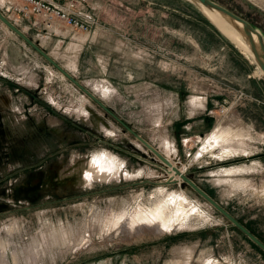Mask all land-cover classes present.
Instances as JSON below:
<instances>
[{
  "label": "rangeland",
  "instance_id": "rangeland-1",
  "mask_svg": "<svg viewBox=\"0 0 264 264\" xmlns=\"http://www.w3.org/2000/svg\"><path fill=\"white\" fill-rule=\"evenodd\" d=\"M87 1V33L6 19L264 245V74L185 0ZM210 1L264 37V0ZM170 174L0 23V264H264ZM182 198L169 231L112 227Z\"/></svg>",
  "mask_w": 264,
  "mask_h": 264
},
{
  "label": "water",
  "instance_id": "water-1",
  "mask_svg": "<svg viewBox=\"0 0 264 264\" xmlns=\"http://www.w3.org/2000/svg\"><path fill=\"white\" fill-rule=\"evenodd\" d=\"M203 8L213 10L224 17H226L230 22L234 24H239L241 27V32L245 37L252 57L255 61L257 67L263 71L264 74V37L263 35L255 29L249 22L243 18L237 16L231 11L221 7L220 5L210 1V0H195ZM200 13V12H199ZM201 14V13H200ZM201 16L209 23V21L201 14ZM0 23L5 26L10 32H12L16 37H18L24 44H26L30 49H32L36 54H38L47 64L59 72L65 79H67L72 85L79 89L83 94H85L89 99H91L99 108L111 116L116 122H118L129 134H131L149 153L157 157L161 162L166 164V161L145 141L134 134L130 129L123 125L117 118H115L101 103H99L90 93H88L84 88H82L71 76H69L64 70H62L50 57H48L43 51H41L34 43H32L28 38H26L20 31H18L8 20H6L0 14ZM210 24V23H209ZM240 54V53H239ZM241 55V54H240ZM264 77V75H263ZM167 165V164H166ZM180 180L188 186L196 195H198L205 203H207L211 208L218 212L230 225L236 228L242 235H244L251 243H253L260 251L264 253V245L261 244L255 237H253L249 232H247L239 223H237L231 216H229L217 203L210 199L205 193H203L197 186H195L189 179L185 176L180 175Z\"/></svg>",
  "mask_w": 264,
  "mask_h": 264
},
{
  "label": "bare ground",
  "instance_id": "bare-ground-1",
  "mask_svg": "<svg viewBox=\"0 0 264 264\" xmlns=\"http://www.w3.org/2000/svg\"><path fill=\"white\" fill-rule=\"evenodd\" d=\"M185 1H187V2H189L191 4H193V5H196L200 9H202L203 13L215 25L217 30L223 36H225V38L229 39V41H231L233 44H235V46L237 47V49L239 50V52L241 54H244L247 57H249L253 61V63L255 64V61H254V59L252 57V54L250 52L248 43H247L245 37L243 36V34L241 32V27H240L239 24H234V23L230 22L226 17H224L223 15H221V14H219V13L213 11V10H209V9L203 8L195 0H185ZM260 71L263 73L262 70H260ZM213 138H215V136L212 135L211 139H213ZM213 141H214V139H213ZM161 157L166 161L167 165L165 163H163V162L162 163L165 164V166H167L169 168L170 172H171L170 178L168 180H179L180 179L179 174L183 175V172H182L183 169L179 171L177 168H175L173 166V164H171L169 162L168 159L164 158L163 156H161ZM82 171H84V170H82ZM104 171H105V168L104 169L98 168L96 165L93 164L90 167L89 175H90V177L104 179V178H107L109 176L107 174L108 172L105 173ZM113 175H114V177H119V173H117V170H116V173H114ZM170 201H172V200H170ZM156 205H158V204H156ZM174 206H172V207H174ZM175 207H176V211H175V215L173 214L174 215L172 217L173 219L171 218L172 215H169V213H170L169 210H171L170 207H168V206H166L164 204H160V205H158V206H156V207H154L152 209L146 210V211L143 210L142 208L138 209V211H136V213L134 215L130 216L129 220L125 219V215H120V216H118L116 218L115 222L112 224V227L113 228L117 227V229H119V226L122 224V222H125L124 223L125 224V228L128 231H130V232H136L137 230L141 229L142 227L154 228L158 232L159 231H169V230L173 229L175 227V225L179 224V218H181V216L185 215L184 199L183 198L180 199V202H178V204ZM173 212H174V210H173Z\"/></svg>",
  "mask_w": 264,
  "mask_h": 264
},
{
  "label": "built area",
  "instance_id": "built-area-1",
  "mask_svg": "<svg viewBox=\"0 0 264 264\" xmlns=\"http://www.w3.org/2000/svg\"><path fill=\"white\" fill-rule=\"evenodd\" d=\"M87 0H0V13L5 18L30 20L43 30L63 25L87 33L95 24Z\"/></svg>",
  "mask_w": 264,
  "mask_h": 264
},
{
  "label": "crops",
  "instance_id": "crops-1",
  "mask_svg": "<svg viewBox=\"0 0 264 264\" xmlns=\"http://www.w3.org/2000/svg\"><path fill=\"white\" fill-rule=\"evenodd\" d=\"M5 27V26H4ZM6 28V27H5ZM12 33V32H11ZM253 164V163H252ZM246 168H250V167H246Z\"/></svg>",
  "mask_w": 264,
  "mask_h": 264
},
{
  "label": "trees",
  "instance_id": "trees-1",
  "mask_svg": "<svg viewBox=\"0 0 264 264\" xmlns=\"http://www.w3.org/2000/svg\"><path fill=\"white\" fill-rule=\"evenodd\" d=\"M254 245V244H253ZM255 246V245H254ZM256 247V246H255ZM257 248V247H256ZM264 254V253H263Z\"/></svg>",
  "mask_w": 264,
  "mask_h": 264
}]
</instances>
